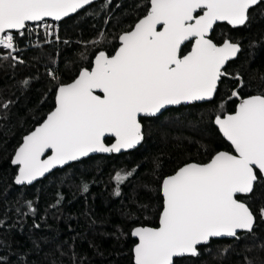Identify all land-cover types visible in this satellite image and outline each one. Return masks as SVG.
I'll return each mask as SVG.
<instances>
[{
    "label": "snow or ice",
    "instance_id": "6c2138e0",
    "mask_svg": "<svg viewBox=\"0 0 264 264\" xmlns=\"http://www.w3.org/2000/svg\"><path fill=\"white\" fill-rule=\"evenodd\" d=\"M111 2L105 0L104 6ZM261 2L264 0H148L146 14L118 36L119 46L113 54L98 51L90 69L82 68L71 83L58 85L54 110L15 151L11 161L18 166L15 184H32L51 169L91 153L135 149L146 138L142 117L158 118L171 106L211 101L221 78L228 75L223 71L225 64L241 48L227 39L218 45L210 33L217 22L246 25L250 10ZM92 4L93 0H0V48L16 51L15 35H23L29 22L39 26L49 17L59 21ZM103 39L101 33L100 40L93 43ZM188 42L191 49L185 52ZM8 57L24 63L12 52ZM49 75L59 79L51 71ZM235 79L238 90L229 97L239 101L235 111L218 112L214 119L234 152H217L207 163H184L162 179L158 226H139L131 232L138 238L134 264H174V258L198 257L202 249L210 251L214 238L238 240L241 231L253 233L256 216L237 195L252 193L264 178V90L241 96L246 85L238 73ZM260 79L264 81V76ZM21 83L27 87L30 81ZM2 107L6 109L8 104ZM106 136L114 137L115 142L106 144ZM49 150L51 154L42 159ZM159 166L156 161L155 167ZM139 167L115 173L114 195H121L120 185ZM82 188L87 192L88 184ZM25 203L28 213L36 211L32 201ZM260 217L264 219V207ZM3 223L0 219V225ZM7 260L0 256V264Z\"/></svg>",
    "mask_w": 264,
    "mask_h": 264
},
{
    "label": "trees",
    "instance_id": "16d2710c",
    "mask_svg": "<svg viewBox=\"0 0 264 264\" xmlns=\"http://www.w3.org/2000/svg\"><path fill=\"white\" fill-rule=\"evenodd\" d=\"M104 5L105 0L94 1L57 22L58 41L21 48L16 57L24 63L0 50V219L4 220L0 225V256L8 257L4 264H133L135 240L130 230L138 225L156 226L161 179L184 163H204L219 150L230 151L212 120L218 112H232L238 102L236 98L229 100L231 92L238 90L236 74L246 85L241 96L264 90L260 79L264 76L261 2L250 10L246 25L219 23L210 33L217 44L229 39L241 48L237 57L225 64L223 71L228 75L221 78L211 101L170 107L158 118L142 117L146 138L133 150L88 156L31 185H14L11 154L21 136L51 109L56 86L69 82L80 69L89 68L98 51L111 54L118 35L146 13L148 0H112ZM101 33L104 39L93 43L100 40ZM49 71L59 79L54 80ZM25 79L30 81L27 87L21 83ZM5 103L6 109L2 107ZM137 165L140 167L134 175L120 185L121 195H114L115 173ZM84 183L88 184L87 192L83 191ZM237 199L256 216L253 233L239 232L238 240L213 239L210 251L202 249L198 257L176 258L174 264H264V219L260 217L264 179L254 185L252 193ZM26 201H32L34 213H28ZM37 224L39 228L34 226ZM225 248L229 250L223 252Z\"/></svg>",
    "mask_w": 264,
    "mask_h": 264
},
{
    "label": "water",
    "instance_id": "95a60500",
    "mask_svg": "<svg viewBox=\"0 0 264 264\" xmlns=\"http://www.w3.org/2000/svg\"><path fill=\"white\" fill-rule=\"evenodd\" d=\"M94 1H97V0H93V2ZM150 5H149V3H148V7H149ZM147 7V8H148ZM81 10V9H80ZM80 10H78V11H80ZM74 13H70L69 14V16H71V15H73ZM146 14V13H145ZM144 14V15H145ZM202 14V13H201ZM68 17V16H67ZM143 17V15L142 16H140L139 18H142ZM64 18H66V17H63L62 19H64ZM138 18V19H139ZM61 19V20H62ZM138 19L132 24V26L138 21ZM46 20H51V21H55V22H59V21H61V20H59V21H56L54 18H51V17H49V18H46ZM29 23H31V22H29ZM219 23H225L226 25H228V26H230V27H234V26H232V25H229L227 22H217V24H219ZM236 27V26H235ZM14 32H15V30H13ZM121 34V33H120ZM119 34V35H120ZM118 35V36H119ZM118 38V37H117ZM226 40V39H225ZM227 40H229V39H227ZM224 42V40L222 41V42H220V43H218V45L219 44H222ZM119 46V42H118V39H117V46L115 47V48H117ZM190 49H191V42H190V45H189V48H188V50L187 51H190ZM115 50V49H114ZM114 50H113V52L111 53V54H113L114 53ZM94 57H95V55L92 57V59H91V64H90V66H89V69L91 68V66H92V63H93V61H94ZM234 59V58H233ZM79 74V71L77 72V74L69 81V82H67V83H71L76 77H77V75ZM67 83H64V84H67ZM57 87H58V85L56 86V88H55V90H54V93H53V104H52V107H51V109L44 115V117H43V119L39 122V123H37L36 125H34L28 132H26L25 134H23L22 136H21V139H20V142L18 143V145L15 147V149L13 150V152H12V154H11V157H10V165L11 166H14L15 167V173H14V175H13V178H12V183L14 184V185H16V186H22V185H17V184H15V180H14V178H15V176L17 175V173H18V166L17 165H13L12 164V159L14 158V156H15V151H16V149L20 146V144L23 142V138L25 137V136H27V135H29L32 131H34L35 130V128L36 127H38L40 124H42L43 123V121L47 118V115L49 114V113H51V111H53L54 110V108H55V97H56V92H57ZM97 94L98 95H102V93H100L99 91H97ZM204 102H208V101H204ZM195 103H201V102H195ZM239 103V101L236 103V105ZM236 105H235V107H234V110L232 111V112H234L235 111V108H236ZM171 107H176V106H171ZM232 112H230V113H232ZM214 119H215V117L213 118V120H212V123H213V125L216 127V129H217V131H218V133H219V135L221 136V138L230 146V151H227V150H219V151H217V152H220V151H226V152H234V149L232 148V146H231V143L229 142V141H227V139L223 136V134L220 132V130H219V127L214 123ZM106 138H109L110 139V141L108 142V143H106V144H111V143H114L115 142V138L114 137H110V136H106L105 137V139ZM139 146V145H138ZM137 146V147H138ZM130 150H133V149H129V150H122L121 152H127V151H130ZM121 152H119V153H121ZM217 152H215L213 155H215ZM51 154V151L49 150L46 154H45V156H43L42 157V159H46L47 158V155H50ZM109 154H118V153H91L89 156H92V155H109ZM212 155V156H213ZM211 156V157H212ZM211 157L206 161V162H204V163H207L210 159H211ZM83 158H86V157H83ZM83 158H81V159H83ZM74 162H76V161H74ZM70 163H72V162H70ZM188 163V162H187ZM64 166H66V165H64ZM64 166H57V167H55V168H53V169H51L50 170V172H52L53 170H55V169H60V168H63ZM182 166V165H181ZM50 172H48V173H45V175L43 176V177H39L36 181H38V180H40V179H42V178H44L45 176H47ZM172 174V173H171ZM171 174H169V175H171ZM259 174V173H258ZM165 177V176H164ZM163 177V178H164ZM162 178V179H163ZM162 179H161V181H162ZM264 179V178H263ZM36 181H33V183L34 182H36ZM161 181H160V183H161ZM32 183V184H33ZM28 185H31V184H25L24 186H28ZM159 192H160V184H159ZM240 195H247V194H238L237 196H240ZM160 196H161V204H162V194H161V192H160ZM159 214V213H158ZM143 226H147V225H143ZM156 226H158V217H157V224H156ZM156 226H150V227H156ZM136 227H139V225L138 226H134L131 230H130V236L135 240V243H134V245L138 242V238H136V237H133L132 235H131V232H132V230L134 229V228H136ZM242 232V231H241ZM214 239H232L231 237H220V238H214ZM134 245L132 246V249H131V254H132V262H133V264H134V252H133V248H134ZM174 259H176V258H174Z\"/></svg>",
    "mask_w": 264,
    "mask_h": 264
},
{
    "label": "built area",
    "instance_id": "2783aa9c",
    "mask_svg": "<svg viewBox=\"0 0 264 264\" xmlns=\"http://www.w3.org/2000/svg\"><path fill=\"white\" fill-rule=\"evenodd\" d=\"M46 25L52 26L51 29L46 28ZM49 31H51V35H49ZM57 31L58 24L55 21L45 19V21L39 24V26H37L36 22H31L27 25L23 35H15L14 43L17 49L16 51L3 48H0V50L6 55H8L9 52H12V56H15L16 52L23 47H33L40 44H48L53 41H58L59 39H57ZM19 40L22 44L19 43Z\"/></svg>",
    "mask_w": 264,
    "mask_h": 264
},
{
    "label": "rangeland",
    "instance_id": "374dc122",
    "mask_svg": "<svg viewBox=\"0 0 264 264\" xmlns=\"http://www.w3.org/2000/svg\"><path fill=\"white\" fill-rule=\"evenodd\" d=\"M5 55H6V54H5ZM6 56H8V55H6ZM14 57H16V55H15Z\"/></svg>",
    "mask_w": 264,
    "mask_h": 264
},
{
    "label": "flooded vegetation",
    "instance_id": "af4514ba",
    "mask_svg": "<svg viewBox=\"0 0 264 264\" xmlns=\"http://www.w3.org/2000/svg\"><path fill=\"white\" fill-rule=\"evenodd\" d=\"M234 110V109H233Z\"/></svg>",
    "mask_w": 264,
    "mask_h": 264
}]
</instances>
